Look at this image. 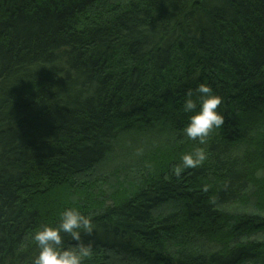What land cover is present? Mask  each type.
Instances as JSON below:
<instances>
[{
	"label": "trees",
	"instance_id": "obj_1",
	"mask_svg": "<svg viewBox=\"0 0 264 264\" xmlns=\"http://www.w3.org/2000/svg\"><path fill=\"white\" fill-rule=\"evenodd\" d=\"M201 82L225 123L177 178ZM258 185L264 0H0V264H32L73 206L85 264H264Z\"/></svg>",
	"mask_w": 264,
	"mask_h": 264
},
{
	"label": "clouds",
	"instance_id": "obj_2",
	"mask_svg": "<svg viewBox=\"0 0 264 264\" xmlns=\"http://www.w3.org/2000/svg\"><path fill=\"white\" fill-rule=\"evenodd\" d=\"M222 97L215 94L210 84L201 82L195 89L185 94L183 112L188 114V122L178 132L181 138L198 141L191 151L184 152L178 163L172 166L173 174L179 178L190 168L200 166L207 158L203 145L207 144L210 134L222 128L225 115L220 110ZM97 230L93 214H85L78 207H67L56 222H43L34 231L31 240L39 249L32 264H85L92 258V243H84L82 234H91ZM76 241L74 246H66L65 236Z\"/></svg>",
	"mask_w": 264,
	"mask_h": 264
},
{
	"label": "rangeland",
	"instance_id": "obj_3",
	"mask_svg": "<svg viewBox=\"0 0 264 264\" xmlns=\"http://www.w3.org/2000/svg\"><path fill=\"white\" fill-rule=\"evenodd\" d=\"M257 187H258V189L261 188V186L259 187V185ZM263 193H264V191H262L261 189H259V192H257V193L255 192V194H253V192L250 191L249 193H247V199L245 198V200H247L245 204H247V203H248V205L251 204L254 208H257L261 211H264V195H263ZM253 195H256L257 198L259 197L258 200H254V198L252 197ZM259 199H262V200H259ZM251 202H253V203H251Z\"/></svg>",
	"mask_w": 264,
	"mask_h": 264
}]
</instances>
